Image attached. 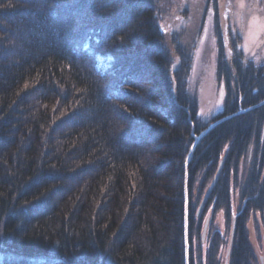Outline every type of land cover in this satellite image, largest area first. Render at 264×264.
I'll return each mask as SVG.
<instances>
[{"label": "trees", "instance_id": "1", "mask_svg": "<svg viewBox=\"0 0 264 264\" xmlns=\"http://www.w3.org/2000/svg\"><path fill=\"white\" fill-rule=\"evenodd\" d=\"M205 7L203 123L161 0H0V264H264V73Z\"/></svg>", "mask_w": 264, "mask_h": 264}, {"label": "rangeland", "instance_id": "2", "mask_svg": "<svg viewBox=\"0 0 264 264\" xmlns=\"http://www.w3.org/2000/svg\"><path fill=\"white\" fill-rule=\"evenodd\" d=\"M244 1L246 0H217L220 23L227 35L225 40L227 49L237 43L243 52V57H246L248 48L245 44V22L239 23L240 16L247 20L249 6L246 8ZM161 2L160 27L165 36H177L183 46L192 50L189 89L196 96L198 117L205 123L221 111L224 99L223 88L217 85L215 79L216 44L212 10L208 9L207 13H204L206 0H161ZM238 31H241L242 40L235 41L238 36L234 34ZM230 32L231 38L228 36ZM167 46L169 47V40ZM215 229L218 231L224 229L221 213L216 216ZM251 245L256 256L261 258V249L253 237Z\"/></svg>", "mask_w": 264, "mask_h": 264}, {"label": "flooded vegetation", "instance_id": "3", "mask_svg": "<svg viewBox=\"0 0 264 264\" xmlns=\"http://www.w3.org/2000/svg\"><path fill=\"white\" fill-rule=\"evenodd\" d=\"M244 2L246 3V8L249 6L247 20L240 16L239 23L245 22V44L248 49L247 56L242 57L241 61L250 70L264 73V0H246ZM240 33L241 31H238L234 34L238 36L235 41L242 40ZM228 36L231 38V32ZM229 48L232 55L239 52L243 56V52L239 49L237 43L230 45Z\"/></svg>", "mask_w": 264, "mask_h": 264}, {"label": "water", "instance_id": "4", "mask_svg": "<svg viewBox=\"0 0 264 264\" xmlns=\"http://www.w3.org/2000/svg\"><path fill=\"white\" fill-rule=\"evenodd\" d=\"M220 168H221V165H220ZM220 168H219V170H218V172H217V174H216V177H215V179H214L213 183L216 181V179H217V177H218V175H219ZM209 191H210V189L208 190V192H207L206 196L204 197V199H203V201H202V203H201V206L203 205V203H204V201H205V199H206V197H207V195H208ZM186 250H187V243H186Z\"/></svg>", "mask_w": 264, "mask_h": 264}]
</instances>
